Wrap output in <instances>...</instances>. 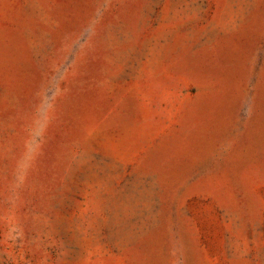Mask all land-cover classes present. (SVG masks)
Instances as JSON below:
<instances>
[{
    "label": "rangeland",
    "instance_id": "374dc122",
    "mask_svg": "<svg viewBox=\"0 0 264 264\" xmlns=\"http://www.w3.org/2000/svg\"><path fill=\"white\" fill-rule=\"evenodd\" d=\"M0 264H264V0H0Z\"/></svg>",
    "mask_w": 264,
    "mask_h": 264
}]
</instances>
